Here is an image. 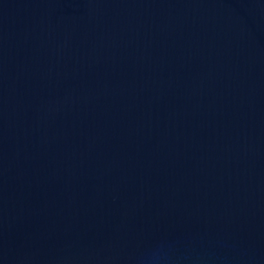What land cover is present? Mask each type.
I'll list each match as a JSON object with an SVG mask.
<instances>
[{
	"label": "water",
	"instance_id": "95a60500",
	"mask_svg": "<svg viewBox=\"0 0 264 264\" xmlns=\"http://www.w3.org/2000/svg\"><path fill=\"white\" fill-rule=\"evenodd\" d=\"M0 264H264V0H0Z\"/></svg>",
	"mask_w": 264,
	"mask_h": 264
}]
</instances>
